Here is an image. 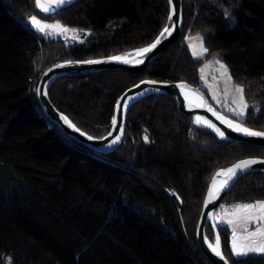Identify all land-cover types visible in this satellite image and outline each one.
<instances>
[{
	"label": "trees",
	"instance_id": "trees-1",
	"mask_svg": "<svg viewBox=\"0 0 264 264\" xmlns=\"http://www.w3.org/2000/svg\"><path fill=\"white\" fill-rule=\"evenodd\" d=\"M183 10L181 36L141 74L60 76L49 87L53 103L101 136L118 95L141 78L184 79L205 90L201 59L185 41L200 33L207 55L227 64L253 102L239 119L264 130V0H183ZM168 13V0H76L52 15L35 0H0V264H213L195 236L210 179L238 158L264 156V146L220 139L196 126L173 96L154 93L131 106L120 145L102 153L54 123L36 93L50 64L146 45ZM31 15L88 33L80 43L48 38L30 25ZM262 200L264 172L252 171L216 214L222 203ZM218 230L232 264H264V255L233 253L227 223ZM207 234L213 240L210 225Z\"/></svg>",
	"mask_w": 264,
	"mask_h": 264
},
{
	"label": "water",
	"instance_id": "water-1",
	"mask_svg": "<svg viewBox=\"0 0 264 264\" xmlns=\"http://www.w3.org/2000/svg\"><path fill=\"white\" fill-rule=\"evenodd\" d=\"M75 1L76 0H65V3L63 4L52 3L51 5H47V0H45L46 6H49L48 12L42 11L41 8L37 7V5L36 7L41 12V14L52 15L56 14L62 8L69 6ZM168 1L169 13L166 23L150 43L141 47L110 55L89 57L84 59H62L47 66L41 73L36 89L37 98L41 108L54 123H56L64 132H66L73 139L88 145L89 147L93 148L98 152L107 153L115 150L120 145L125 132L126 118L131 106L137 100L149 94L164 93L169 94L176 99L179 110L182 113L190 116L196 126L211 131L220 139L238 140L264 146V137L248 136L244 133L237 132L234 130V128H229L225 122L219 119V117H224L226 120H232L234 123H239L242 126L248 127L255 131L264 130L250 127L241 120L232 118L231 116H229V114L223 112L215 106V104L212 102L211 98L205 90H203L200 86L192 84L184 79L164 80L157 79L154 77H145L126 87L118 95L114 103L113 117L109 130L101 136L93 135L87 132L86 130L82 129L73 121V119L68 114L60 110L51 100L49 96L50 84L53 80L60 76L96 72L107 69H122L134 74H141L147 68L150 62L163 51H165L168 47H170L181 36L183 32V0ZM169 17H171V19H169ZM166 27L169 28V32L166 33L163 37H161L160 34L164 31ZM158 37L160 38V42L150 52L143 55L136 54L137 49H141L153 44ZM112 56L126 57L128 62H125L124 60H109L108 57ZM89 60L99 62L84 63L85 61ZM136 60H142L143 62L137 64L135 63ZM150 81L153 83H149ZM181 85H184L185 87H181ZM63 117H67L68 120L71 121V125H75V127H72L70 124L65 123ZM114 117L115 123L113 122ZM197 117H200L202 121H207L210 124L214 125L215 128L209 127L208 124L203 122L198 123ZM77 128L80 130L79 132L76 131ZM216 129H219L220 131L224 132V136L221 137L216 131ZM117 136L120 137L119 140H116ZM88 137H92V139H89ZM247 159L264 160V156H245L242 158H238L227 166L219 167L213 173L208 184L206 194L204 196L202 209L196 226L195 236L203 254L213 264H232L223 251L222 239L218 230L220 224L217 221L216 211L219 203L241 176L252 171L264 172V163L252 165L248 170L239 173L236 177L229 181L228 186L225 187L223 190H220V185L225 179H227V176L229 174H221L217 176V173L221 170H226L232 167L241 160ZM214 178L215 181H217L218 179H222V182L219 185L214 186ZM208 225H210L213 229V240H211L207 234ZM217 235L219 236L220 241L219 250L222 253L221 256L216 255L209 247V243L215 246Z\"/></svg>",
	"mask_w": 264,
	"mask_h": 264
},
{
	"label": "rangeland",
	"instance_id": "rangeland-1",
	"mask_svg": "<svg viewBox=\"0 0 264 264\" xmlns=\"http://www.w3.org/2000/svg\"><path fill=\"white\" fill-rule=\"evenodd\" d=\"M37 17L42 24H47V25H54L59 23L60 25L64 26L65 28L69 29L67 32H61L59 29H45L44 32H40L34 25L31 24L30 18L31 17ZM30 25L40 34L44 35L45 37L48 38H62L64 39L67 43H80L84 41L85 35L88 33L87 30H83L80 28L76 27H70L66 24H64L62 21L59 19H54V20H49L45 19L43 17H40L38 15H31L28 19ZM75 30V32L71 30ZM185 41L187 42V45L190 47V50L192 52V55L195 58L201 59L200 61V76L202 80V85L207 91L209 97L214 100L216 105L219 106L220 109L223 111L229 113L233 116L232 118L238 119L242 117H237L231 109H237L239 110V105L238 103H234L233 101H239L240 99V93L236 90L237 86L243 87L242 83L234 80L232 77L230 70L227 66V64L220 58H218L216 55H207V52H204L202 55H197V53L202 52V48H207L204 44L203 41V36L200 33H188L185 36ZM219 60L221 63L227 66L228 68V74L231 76V80L228 79V74H224L223 70L220 68V64L216 63V61ZM243 98L244 102L247 103L248 105L252 104V101H247L244 92H243ZM247 111V109H246ZM237 117V118H236ZM264 201V200H262ZM255 202V201H254ZM254 202H232L231 203V208H234V205L238 204H245V203H254ZM235 211V210H234ZM233 211V212H234ZM233 212L226 211L224 207V203L220 205L219 212L217 214V221L220 223V221L226 220V218H232L234 219V223L232 226L236 224L238 228L244 229L245 232H251L255 231L257 228H262L264 227V221H259V220H254V221H249L245 222L243 219H237L236 216L233 215ZM258 215V213H256ZM245 213L241 211L239 213L240 217H243ZM257 226L256 228H254ZM239 230V229H238ZM240 230L237 231V234H240ZM247 236V234H246ZM214 239V238H213ZM261 237H249L247 239H240L236 240L235 242L238 245H251L253 242H256L257 244L261 242ZM248 254H259V255H264V253H258V252H249ZM247 255V254H246ZM241 256V255H240Z\"/></svg>",
	"mask_w": 264,
	"mask_h": 264
},
{
	"label": "snow or ice",
	"instance_id": "snow-or-ice-1",
	"mask_svg": "<svg viewBox=\"0 0 264 264\" xmlns=\"http://www.w3.org/2000/svg\"><path fill=\"white\" fill-rule=\"evenodd\" d=\"M35 3L37 5V7L41 8L42 11H44V12L49 11V6H46L45 0H35ZM52 3L63 4V3H65V0H47V5H51ZM169 19H171V17H169ZM30 22L40 32H44L45 29H59L61 32L69 31V29L65 28L64 26L60 25L59 23L54 24V25L42 24V22L39 19H37V17H35V16L30 18ZM71 31L75 32L74 29ZM168 32H169V28L166 27L164 29V31L160 34L161 37H163ZM159 42H160V38L158 37L157 40L153 44H151L147 47L141 48V49H137L136 54L137 55H143V54L150 52L153 48L156 47V45ZM207 51H208L207 48H202V52L197 53V55H202L204 52H207ZM108 59L109 60H115V61L124 60L125 62H128L127 58L122 57V56H112V57H108ZM98 62L99 61L89 60V61H85L84 63H98ZM142 62H143L142 60H136L135 61V63H137V64H140ZM216 63L220 64V68L223 70L224 74H228V68L226 65L221 63L219 60H217ZM228 79L231 80L230 74H228ZM149 83H153V82L150 81ZM181 87H185V86L181 85ZM236 90L240 93V99H239V101L234 100L233 102L238 103L239 110L231 109V111H233L237 117H244L246 115V109L249 107V105L244 102V98H243L244 89H243V87L237 86ZM118 107H119V105H118ZM125 107H126V105H125ZM63 119H64L65 123H68L71 125V121H69L67 117H63ZM219 119H221L223 122H225L229 128H234V130L237 132L244 133L248 136L264 137V131H255V130L250 129L248 127H244L239 123H234L232 120H226L224 117H219ZM113 122L115 123V117L113 118ZM197 122L198 123L203 122V123L208 124L209 127L215 128V126L210 124L209 122L202 121L200 117H197ZM71 126L75 127V125H71ZM76 131L79 132L80 130L77 128ZM216 131L218 132V134L221 137L224 136V132L220 131L219 129H216ZM88 138L92 139V137H88ZM119 139H120V137L117 136L116 140H119ZM144 139H145V141H147L148 137L145 136ZM113 142H115V141H113ZM258 163H264V160H257V159L241 160L237 164L233 165L232 167H230L226 170H221L220 172H218L217 176H219L221 174H229L227 176V179H225L223 181V183L220 185V190H223L225 187H227L229 184V181H231L239 173L248 170L252 165H255ZM215 183H216V181L214 178V186H215ZM233 207L235 209V211L233 212V215L236 216L237 219H243L245 222L254 221V220L264 221V201H256L254 203L238 204V205H234ZM241 211H243L245 213V215L243 217L239 216V213ZM256 213H258V215ZM227 223L233 224L234 221L228 220ZM257 236L262 238L261 242L258 244L256 242H253V244H251V245H238L235 242L236 232H235V230H233V237H234L233 244H232L233 253L235 255H246L249 252L264 253V227L257 228L255 231L248 232L245 239H247L249 237H257ZM219 242H220L219 236L217 235L215 246H213L211 243H209V247L211 248V250L216 255L221 256L222 253L219 250Z\"/></svg>",
	"mask_w": 264,
	"mask_h": 264
},
{
	"label": "crops",
	"instance_id": "crops-1",
	"mask_svg": "<svg viewBox=\"0 0 264 264\" xmlns=\"http://www.w3.org/2000/svg\"><path fill=\"white\" fill-rule=\"evenodd\" d=\"M231 204H224V207H225V210L226 211H234L235 209L234 208H231V206H230ZM228 220H234V219H232V218H226V220H224V221H221V222H223V223H227V221ZM220 224V223H219ZM228 224V223H227ZM229 226H230V228H231V244H233V240H234V237H233V230H235V232H236V238H235V241L236 240H240V239H244L245 237H246V234H247V232H245L244 231V229H242V228H238V226L235 224L234 225V227L232 226V224H228ZM257 226H255L254 228H256ZM241 231L240 232V234H237V231H239V230ZM241 241V240H240Z\"/></svg>",
	"mask_w": 264,
	"mask_h": 264
},
{
	"label": "bare ground",
	"instance_id": "bare-ground-1",
	"mask_svg": "<svg viewBox=\"0 0 264 264\" xmlns=\"http://www.w3.org/2000/svg\"><path fill=\"white\" fill-rule=\"evenodd\" d=\"M221 182H222V179H218V180L216 181V184H215V185H219ZM218 223H219V222H218Z\"/></svg>",
	"mask_w": 264,
	"mask_h": 264
}]
</instances>
